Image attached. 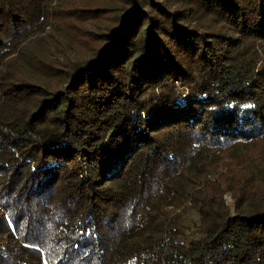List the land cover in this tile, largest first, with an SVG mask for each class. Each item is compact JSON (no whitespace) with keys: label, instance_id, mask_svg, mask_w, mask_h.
Returning a JSON list of instances; mask_svg holds the SVG:
<instances>
[{"label":"trees","instance_id":"16d2710c","mask_svg":"<svg viewBox=\"0 0 264 264\" xmlns=\"http://www.w3.org/2000/svg\"><path fill=\"white\" fill-rule=\"evenodd\" d=\"M0 264H264V0H0Z\"/></svg>","mask_w":264,"mask_h":264},{"label":"built area","instance_id":"2783aa9c","mask_svg":"<svg viewBox=\"0 0 264 264\" xmlns=\"http://www.w3.org/2000/svg\"><path fill=\"white\" fill-rule=\"evenodd\" d=\"M183 97H186V94L185 93H183Z\"/></svg>","mask_w":264,"mask_h":264}]
</instances>
